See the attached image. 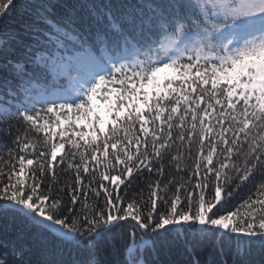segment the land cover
<instances>
[{
  "label": "snow or ice",
  "instance_id": "6c2138e0",
  "mask_svg": "<svg viewBox=\"0 0 264 264\" xmlns=\"http://www.w3.org/2000/svg\"><path fill=\"white\" fill-rule=\"evenodd\" d=\"M10 121L0 264H264V0H0Z\"/></svg>",
  "mask_w": 264,
  "mask_h": 264
},
{
  "label": "trees",
  "instance_id": "16d2710c",
  "mask_svg": "<svg viewBox=\"0 0 264 264\" xmlns=\"http://www.w3.org/2000/svg\"><path fill=\"white\" fill-rule=\"evenodd\" d=\"M40 84H43L44 86L48 87L51 85L50 79L48 81H41ZM9 124L12 125V136H8L5 134V128L7 127V125H3L0 124V158H3L6 156V153L8 151L9 148L13 147L12 144V139L14 137V135L16 134L17 131H22L23 130V126L22 125H17L16 122H9ZM189 164H191V162H189ZM165 178H174L177 182L181 181L182 177L183 179H187V173H181V174H177L175 171V168L173 167L171 169V171H169V169L166 167L165 169ZM56 176L57 178L60 180V184H55L53 186V193L55 194V190L56 188L60 187L63 185V183L68 179L67 175L64 173V170L61 168H57V172H56ZM49 180L51 179V177L48 178ZM48 183V180H45V184ZM85 183H87V180L85 181ZM194 183V181H193ZM143 182H140V187H143ZM134 190L135 191H139V187H136L134 185ZM173 190H174V186H173ZM125 191H128V195L129 197H131L132 195V191L126 190L124 188L121 189V195H124ZM248 193V188H244L241 190L240 194L236 197L235 202H234V206L235 205H239L242 202V198L245 197ZM147 196V193L145 192V197ZM79 207V206H78ZM243 210V209H241ZM3 249H0V252H3ZM2 258V257H0Z\"/></svg>",
  "mask_w": 264,
  "mask_h": 264
},
{
  "label": "rangeland",
  "instance_id": "374dc122",
  "mask_svg": "<svg viewBox=\"0 0 264 264\" xmlns=\"http://www.w3.org/2000/svg\"><path fill=\"white\" fill-rule=\"evenodd\" d=\"M70 75L74 76L76 75V73L73 72V73H70ZM51 85L52 86L50 88L46 89L42 84L39 83L36 87V91L43 92L44 90H48L49 92H51L53 90H62L63 88L69 87V82L67 78L61 76L55 84L51 82Z\"/></svg>",
  "mask_w": 264,
  "mask_h": 264
}]
</instances>
